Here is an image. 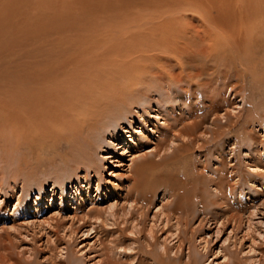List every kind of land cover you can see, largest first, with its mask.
Instances as JSON below:
<instances>
[{
	"label": "rangeland",
	"instance_id": "374dc122",
	"mask_svg": "<svg viewBox=\"0 0 264 264\" xmlns=\"http://www.w3.org/2000/svg\"><path fill=\"white\" fill-rule=\"evenodd\" d=\"M214 1L0 0V96L4 101L13 96L21 77L29 80L28 75H40L45 89L73 93L80 86L83 96L113 89L120 95L129 93L125 107H132L135 113L144 110L146 93L158 105L153 112L190 99L194 117L181 115L177 107L175 113L187 123H199L189 129L194 135L180 137L173 147L162 142L158 153L151 140L136 158L146 154L144 161L158 163L152 167L150 182L169 187L173 196L160 189L156 200L175 202L177 215L183 214L184 208L177 207H185L186 193L188 202L198 208L201 195L211 198L207 194L213 189L209 180L222 175L233 186L234 210L242 214L244 222L241 230L231 224L219 236L213 220L202 223L199 219L192 222L194 233L185 232L184 226L182 233L176 228L169 233L168 225L151 221L157 208L151 206L150 222L142 227L146 231L139 235V245L147 244V235L151 242H157L151 248L154 255L162 252L160 244L166 243L170 248V261L166 262L171 264H176L181 253L184 264L223 263L224 249L236 239L243 240L242 257L247 254L259 259L264 254V176L260 175L264 172V26L244 25L240 9L250 7L247 0ZM223 6H232L234 13L227 18L213 16V7L218 11ZM177 47L185 48L186 54L180 55ZM76 73L87 74L80 81ZM140 75L151 77L145 83L148 86L142 84L145 77ZM180 76H191V80L180 82ZM125 107L115 108L122 114ZM113 117L109 114L98 125L88 124L83 133L94 145L98 175L87 169L85 160L80 161L63 138L58 148L33 144L30 149L15 148L9 136V151L6 146L0 149V264H139L143 252L138 243L134 249L126 246L130 240L122 232H131L123 231L124 218L118 222L119 230L113 218L94 222L91 229L72 217L75 194L85 191L88 199L101 200L109 193L103 204L106 208L116 201L109 184L120 180L117 176L128 166L104 159L110 144L105 138H111L113 127L120 122ZM132 119L135 127L140 126L138 117ZM218 168L222 171H216ZM208 199L204 202L207 205ZM229 236L231 240L226 242ZM122 237L124 247L111 253L108 247L112 240L121 241ZM178 243H183L181 252ZM250 249L253 255L244 253ZM142 258L143 264H158L154 257Z\"/></svg>",
	"mask_w": 264,
	"mask_h": 264
},
{
	"label": "bare ground",
	"instance_id": "6f19581e",
	"mask_svg": "<svg viewBox=\"0 0 264 264\" xmlns=\"http://www.w3.org/2000/svg\"><path fill=\"white\" fill-rule=\"evenodd\" d=\"M247 1L249 2L250 5L249 8L251 9L242 8L239 5L242 8L240 9L241 14H243V16H245L244 18L246 19V23L244 25L246 26L248 25L249 27L252 26L254 27L255 26L254 23H257L256 24L257 26L259 25V23H261L260 28H262V26H264L263 25L264 0H247ZM226 2L227 0L223 3ZM231 7L225 6L224 8L223 6L224 9L222 8L219 9L218 11H214V7H213V13H214L213 16H218V17L221 16L227 18L234 13V9H232L233 7L232 8ZM213 19H215V17ZM218 22L220 23V21ZM242 25L243 24H241V26ZM222 30L223 32H225L224 29ZM228 30H229V26H227V33L231 31ZM228 34L230 35V33ZM177 51L180 55H185L187 52L185 48L182 49L179 47H177ZM72 74L73 73L69 75V81L71 80V78H73L71 76ZM84 74L82 75V73L81 74L76 73V77L80 79L81 77L84 76ZM142 76L140 75V77ZM28 77L29 80L27 77L25 78L21 77L18 80L17 86L13 88L14 91L11 92V94L13 93V96H11L9 92L10 98L7 101L8 102L11 101L13 106L10 103L4 101L1 98L3 96H0V149L2 148V146L3 147L6 146L7 150L9 151V147L11 148L12 145H14L15 148L21 145V146H28L30 149H32L34 148V146L40 148L42 145H48V144H51L54 147L58 148L62 145L61 141L63 138L65 141L69 143L70 149L73 150V154L77 153L75 155L78 157L80 161L82 160V162H84L85 160L84 163L86 164L87 169L88 168L93 169L95 173L98 175L99 171L96 165V159L93 156V153L95 152V149L93 148L94 145H92V142L88 141L89 136L83 133H85V130L88 129L87 126L88 124L98 125L100 122L104 121L106 116L108 117L109 114L111 115V117L114 116L113 118L116 119L115 120L116 123H118V121L121 122V123L119 122L115 127H113V132L111 133L110 136L111 138H105V141H107L110 144H109V149L106 151L104 159L116 165L118 164L119 165L121 164L120 166H122V164L127 165L128 169L121 175L117 176V178L120 180H117L116 182H111L109 184L111 185L112 192L115 191L114 195L116 201L115 200L111 201L112 203L108 204V208L103 207V204L106 203L105 200L110 196L109 193L105 195L107 196V198L105 199H103V196H101L102 197L100 198L101 200H98V198L97 200L95 198L88 199V196L90 195L85 193V191L81 195L75 194L73 196V198L76 201L73 202L74 204L72 209L74 210L72 217L73 218L76 217V219H78V221L82 223L83 226L85 227L90 226L91 229H93L94 228L93 224H95L94 222L104 223L105 221H108L109 219L113 218V223L115 225H119L118 229L122 230L120 223L118 222H120V219L124 218L122 222L124 225L123 231L126 232L127 230H129L131 232L130 233L131 235L122 232L124 234L123 235L124 238H127V241L130 240L129 243L126 245L128 249L129 248L134 249L133 246H135L136 243H138L139 245V242L142 241L141 240L142 236L139 237V235H141V233L142 234L144 233L143 230H145V228L144 229L142 228L144 224L150 222L148 217H150L149 213L151 206L153 208L157 207L151 221L155 222L160 220L163 223V225L165 226L168 225L169 227L167 228V231L169 233L174 228H176V230L178 231H181L182 226L186 227L185 232L190 231L194 233V231L191 228V225L195 219L201 220L202 223H204V221L206 220L208 221L213 220V222L216 224L217 236L221 235L224 229L226 228V226L231 224H233V226L236 227L237 231L241 230L242 221L244 222V220L243 217L241 216L242 214H239L238 211L235 212L234 210V208L237 205V201L234 194L232 193L233 186L228 181H226L222 175H216L214 178L209 180V183H211L209 185H211L210 187L213 189L210 188L211 190L209 192L207 191V194L209 193L211 194V198L209 199L208 197L206 198L210 201L208 205L207 203L206 204L204 203L206 201L205 196L201 195V197L199 196L200 201L198 203L200 204L199 205L200 207L196 208L195 205L193 206L191 202H188L189 198H188V194L186 193V196H184L185 207H181V206L177 207V208H184L183 214L181 213L182 215H177L175 202L172 203L168 199L165 200V198H163V200H161L160 202L156 200L157 194L160 189H164V191L168 190L170 196H173L171 195L172 192L169 187L152 185V183L150 182V180L153 179L154 177L153 176L154 171L152 172V167H157L158 163H154L147 160L144 161V157L147 156L146 154H143L142 156L138 157V159L136 158V154L146 149L147 145L150 144L151 140L155 142V145H153V147L158 153L161 151L162 142L167 144L169 143L170 146L173 147L175 142H177L180 137H183L185 135H189L191 137L194 135V132H190L189 129H193V127L199 125V123L197 121L187 123L183 118H181L182 116L180 117L177 113H175V110L179 108L181 115L187 113L189 115V119L194 117L195 112L191 107L190 99L188 100V97H186L184 100L181 99L183 102H181L180 105L177 104L179 102H177L176 100L174 102L177 105L174 106L171 105L169 107H166L165 111L161 110L159 107L157 108L158 109L157 112H153L151 111L153 107H155V105L156 106L158 105L155 104L154 102L155 100L152 98V96H150V93L149 95L146 93V96L143 99V103L145 104L144 110L138 109V113H135L132 107L130 106L125 107L126 101L129 99L128 96L129 93H127L126 95L125 93L123 95H120L117 91L113 89L112 92L109 91L106 93L101 91V92H95L94 94L93 92L91 97L85 95L83 96V92L81 91L80 86L78 88L75 87L77 88V90H75L73 93L70 90L66 91L61 88L51 87L47 89L48 88L47 87L45 89V87L43 86L44 82L43 83L41 82L42 80L40 75H31V76L28 75ZM185 77L180 76L179 77L180 82L184 80L187 81L191 80L190 79L191 76H188L187 79H185ZM145 78L143 80L144 82L141 80L142 84L148 86V84L145 83L147 81L149 82L151 77L149 78L146 76ZM95 84H98V82H95ZM95 84L92 85V88L95 86ZM92 88H90L89 90L91 91ZM148 92L150 91L148 90ZM78 96L81 97L79 101L76 100ZM5 102L6 105L4 106ZM118 106L125 107L126 108L125 112H123L122 114L121 112L118 113L116 109L118 108ZM4 107H8L6 111ZM132 117H138L140 126L137 127L134 126V119H132ZM216 120H218V118H216ZM146 126H149V128H147ZM9 136L14 140V142L12 141L13 144L11 146H9V143L11 142L12 139H10ZM152 136H156V137H154L153 139ZM59 141L61 144L57 143ZM191 141H193V138H190V142ZM3 150L4 148L2 149V151ZM139 159L142 160L140 161V163L137 162V160ZM127 161L131 163L126 164L125 162ZM216 171L221 172L222 168H218L216 169ZM260 175L264 176V172H261ZM85 181L87 182L86 184L88 186V181H89L88 177H85ZM78 196L82 198L81 201L78 200L79 199ZM18 204L19 203H17L16 205L17 208H18ZM63 209L65 208L63 207ZM68 209L71 210V208ZM207 209L208 211L210 209L211 212L207 213L206 211ZM79 212H82V215L79 216L78 215ZM17 213L18 210L15 211V214ZM250 221H249V228H251ZM232 229H234V227ZM225 232L226 231H224V233ZM124 238L123 237L120 238L121 241H119V239L112 240V245L108 247L111 253H114L115 249H118L119 247L122 246L121 242ZM149 238L150 237H147V235H145L144 241L147 244L144 245L141 242L142 243V244L140 243L141 247L139 245V248L143 252L142 257L146 258L148 255V257L149 256L154 257L152 258V260L153 261L155 260L158 264H171L170 262H168L170 261L169 246L166 245V243L165 245L161 243L160 245L163 247L162 252L159 251L153 255V253L151 252V248L155 245V243L157 244V242L156 241L151 242L150 241L151 238L150 239ZM154 239L156 238L153 236V240ZM228 240H231V236L227 237L226 242ZM231 242L232 244L229 243V245L226 246V248L224 249L227 252L226 254L223 255L225 261L223 263L218 262L219 264H246L247 260L249 262L251 261L250 262L251 264H256V263L264 264V254H262V256L259 257V259H254V256L253 257L249 255L247 256V254L246 256L242 257L241 253L243 252L242 249L243 240L236 239L235 241H231ZM122 247H124V245ZM182 247H183V243L180 244L178 243L177 248L181 249L180 252L182 251ZM140 249L138 250L140 251ZM251 249L250 251H244V253L253 255ZM224 250L222 249V251ZM228 253L231 255L228 256ZM142 257L139 261V264L145 263ZM230 257L233 258L232 263H230L229 261L231 259ZM166 259L168 260L167 262ZM183 259H184V255L181 253L175 259L176 264H184V261H182ZM111 263L113 262L111 261ZM13 264H19V263L17 262ZM114 264H118V263H114ZM187 264H194V263L188 262Z\"/></svg>",
	"mask_w": 264,
	"mask_h": 264
}]
</instances>
